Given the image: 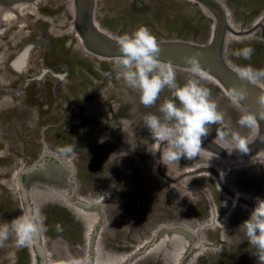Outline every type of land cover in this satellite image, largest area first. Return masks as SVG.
Listing matches in <instances>:
<instances>
[{
	"label": "rangeland",
	"instance_id": "374dc122",
	"mask_svg": "<svg viewBox=\"0 0 264 264\" xmlns=\"http://www.w3.org/2000/svg\"><path fill=\"white\" fill-rule=\"evenodd\" d=\"M222 1L231 8V13L236 20L245 21L242 15L244 13L241 12L244 0ZM255 1L260 2V12H264V0ZM163 7L152 8L151 11L159 10L162 14L151 15L148 21L128 15L113 17L103 10L96 16V20L119 37L143 25L147 26L157 39L173 37L197 43L205 39L208 31L204 20L198 17L199 15L187 19L173 9L171 10L173 15H165ZM27 29L31 30L30 35H33L32 29L25 27V30ZM260 33H264V22H260ZM260 39L258 43H244L240 44L241 46L239 44L229 45L228 58L239 66L250 64L257 69L264 68L263 35H260ZM3 45L6 51H10L17 44H11V39H8ZM246 46L255 49L250 60H243L233 55L235 50ZM19 47L22 48L21 45ZM96 47L99 46L96 45ZM40 57L43 63L47 64L46 51L40 53ZM13 58L14 55L10 54L8 58L0 62V84L3 81L9 82L6 86L2 84V90L0 85V95L2 93L12 94L11 97L16 103V106L9 109L11 113L3 114L4 111H0V166L5 163L8 165L6 158L11 154L24 165V172L36 173L33 178L21 175L19 181L28 195L33 189L41 191L39 192L41 197L39 196L40 199L36 201L35 207L39 205L47 217L46 231L41 234L45 239L47 249L56 253L55 241H58L67 247V253L70 255L74 256L73 253L76 254L77 249L85 250L83 225L73 217L64 203L61 202L64 204L62 205L50 198L51 194L56 195V193L62 194L65 198L72 186V193L75 192L81 198L97 201L104 196L105 212L103 214L106 216L103 226L98 224L100 232L98 237L100 247L113 255L127 254L135 244L136 237L147 239L148 231L160 228L166 225L165 223L172 226L180 221L186 231L193 233L196 238L193 241L185 238L189 245L175 247V253L181 251L180 256L177 257L179 258L178 264H259L248 241L241 240L244 236L239 233V226L249 217V211L254 208L257 198L264 199V171L261 172L260 164L247 168L244 165L251 160L229 162L228 164L242 166L244 170L232 169L228 173V183L220 185L216 184L214 178L222 177L221 172L216 175H204L199 172L185 173L182 171L184 168H194V164L202 166L201 164L204 163H197L201 162L198 159V157L202 158L200 156L191 160L182 158L176 165V172H168L160 160V153L157 152L154 155L151 152L153 138L142 124V116L149 112H156L158 104L164 98V93L161 94V101L157 102V106L145 108L140 103L138 95L127 90L123 80L118 77V73L113 69L111 56L97 57L92 54L78 59L75 53H72L68 59V66L62 73V78L69 87L72 105L69 110V119L62 121L58 119V115H53L52 107L45 98L43 100L41 96L37 97L38 90L42 92L45 86L42 85L39 89L36 87L38 80L31 76L33 69L28 71L30 76H19L20 74L9 64ZM181 76H183L182 79ZM177 78L178 82L183 83L187 78V72L181 74L177 71ZM260 82L264 84V81ZM205 86L211 90V94L218 93V90L209 85L205 84ZM100 107L105 111L100 121L97 122L91 117L93 114L90 111H99ZM218 107L221 109L222 103L218 104ZM116 111L119 113L115 114ZM13 115L18 118L23 117L26 121L27 127H23L20 138L16 132L12 135L10 131H6V121ZM238 117L239 115L235 116V114H225L226 122L230 121L234 129L247 135L248 130L240 129L237 125ZM120 120L126 121L127 127L115 133L118 137L117 142L111 139L110 133H103L105 138L97 139L95 126L99 122L115 126ZM218 127L219 125L211 126L210 137L215 138ZM7 141L8 146L5 145ZM156 147L155 145L154 150ZM68 148L72 151L67 152ZM161 151L164 149L161 148ZM256 158L264 159V153ZM35 161L37 162L33 164ZM69 176L73 184L69 183ZM162 176L178 177L187 182V190L183 194L169 182L161 181L164 183V192L172 194L177 190L176 208L173 207L171 211H168L163 207H157L153 212L146 211L145 209L150 206L144 201V192L141 189L149 180L156 179L160 182ZM3 189L2 191L0 188V217H4L5 212L3 211L11 209L12 206L19 216L21 214L20 193ZM236 191L246 196L249 195L251 199H243L239 196L237 198ZM13 195L17 200H11ZM56 197L61 198L60 195ZM138 199L145 204L144 209L140 211L143 214L142 217L134 216L135 202ZM210 200L216 207L217 215H225V220L221 226L217 225L214 229L212 227L203 231L200 227L201 217L207 215L206 208ZM186 210L189 212L184 213ZM241 214L245 220L240 218ZM193 215L196 221L192 225H198L197 227L188 226ZM177 216L182 217L176 219ZM216 222L219 223V220ZM57 225H60V229ZM173 245L175 244H168L163 254L160 252V255L156 254L155 257L138 261L136 264H169L168 257L172 253ZM35 248L37 250V246ZM168 248L171 253L168 252ZM7 251H12V253L4 258L5 261L0 258V264H34L28 248L17 249L14 246ZM5 252H3L4 255ZM36 258L40 264L41 256L37 254Z\"/></svg>",
	"mask_w": 264,
	"mask_h": 264
},
{
	"label": "bare ground",
	"instance_id": "6f19581e",
	"mask_svg": "<svg viewBox=\"0 0 264 264\" xmlns=\"http://www.w3.org/2000/svg\"><path fill=\"white\" fill-rule=\"evenodd\" d=\"M243 3L241 12L244 13L242 15L245 17V21L236 20L231 13V8L225 5L222 0H0V36L2 39L0 41V46L2 45V49H0V62L8 58L10 54H13L14 58L9 64L13 70L15 69L18 74H20L19 76H26L29 73L28 71L33 69L31 76L38 80V85L36 87L39 89L40 86H45L42 92L38 90L37 97L39 98V96H41L43 100L45 98V100L50 103L53 115H58L59 120L67 121L69 119L68 115L72 104L69 87L62 78V73L68 66V59L72 53H75L78 59H81L85 55L95 54L96 56L97 52H102L101 44H103L104 39L116 42L119 39V36L110 32L96 20V16L102 13H100V11L103 10L108 12V14L113 17L128 15L133 18L148 21V18H151L153 15L162 14V11L159 10L151 11L152 8L155 9L158 7V9H160V7L162 8L164 6L163 14L165 15H173L172 9L176 10L178 14H181L187 19L199 15L198 17L204 20V25L208 32L205 39L198 43L173 37L157 39L161 46L159 54L160 59L167 63H171L176 71L182 74L186 72V57L192 55L197 56L202 67L209 75V79L204 83L218 90V93L212 94V98L217 104L220 105V103H222L223 107L220 110L226 115L230 113L236 116L240 115L241 111L249 110L246 106L241 104V102L238 106L233 104L229 97V89L223 84L216 72L217 64L220 65L221 62L225 64L223 61L227 60L233 65H237L228 58L229 45L258 43V41L261 40L260 35L264 37V33H260V22H264V12H260V2H256L255 0H244ZM213 22L214 27H212ZM25 27H30L33 31V35H30L31 30H25ZM212 28V39L208 41L211 36ZM223 29L225 30L224 32ZM83 32L85 33L84 35L82 34ZM8 39H11V44H17L14 48L11 47L12 49L10 51H6L3 45ZM20 45L22 48L19 47ZM96 45L99 47H96ZM184 45L187 47H184ZM45 51L48 58L47 64L43 63V59L40 57V53ZM111 58L114 59L115 57ZM237 66L239 67V65ZM182 77L183 76H181V79ZM8 83V81L1 82V90L3 89L2 84L6 86ZM261 84L263 83L261 82ZM11 95L12 94L9 93H2V95H0V111H4L3 114L11 113L9 109L16 106ZM169 95L168 91L165 90L164 97ZM242 100L246 103V100L243 98ZM249 100V106L255 111L257 109V99ZM104 111L105 110L101 107L99 111H90V113L93 114L91 117L98 122ZM117 113L119 112L116 111L115 114ZM131 118L134 120L133 117ZM55 121L57 122V120ZM6 123V131H10L12 135L16 132L19 138L22 137L23 127H27L24 118H18L15 115L7 119ZM58 125L57 122L56 126ZM126 127L127 122L123 120L117 121L115 126L104 125L99 122L98 125L95 126L97 139H104L105 137L102 134L110 133L111 139L117 142L118 137L115 133H118V130H124ZM258 135L264 136V122L261 123V131L259 126ZM247 136H252L249 130ZM5 145L8 146V141ZM155 145L153 141L150 147L151 152L154 150ZM202 147L204 149L199 155L202 158L198 157L201 162L197 163L204 164H201L202 166L194 164V168H184L182 169L183 172H199V174L204 173V175H216L221 172L222 177L214 178L216 184L220 185L225 182L228 183V173L232 169L244 170L242 166L232 163L228 164L229 162L251 160L244 166L251 168L253 165L260 164L261 172L264 171V159L256 158L260 156L261 153H264V142L259 139L254 140L249 146L248 153H241L237 150H233L230 154L223 148H220L214 141V137H210V135L203 139ZM6 162L8 165L5 163V165L0 166V188L2 191L4 190L3 188H5L13 190L15 193H20V209L31 210L35 208L36 201H39L41 197L39 194L41 191L33 189L28 195L25 188L21 185L19 178L21 175L32 176L33 178V175L36 173L31 174L26 173V171L24 172V165L18 162L17 158L15 159L11 154L7 156ZM164 167L168 169V172H176L177 170L176 165H165ZM227 169L228 172H226ZM162 177L163 178H160V182L156 179L149 180L141 189L144 192V201L150 206L145 209L146 211L153 212L157 207H163L168 211H171L173 207L176 208L177 190L176 193L172 194L164 192V183L161 181L169 182L174 185L176 189L182 191L183 194L187 190L188 183L178 177ZM71 180L69 176V183L73 184L74 182ZM229 185L230 183L228 186ZM72 188L71 186L69 194L65 198L62 194L57 193L56 195L51 194L50 198L57 202L64 203L65 205L61 204L68 208L73 214V217L83 225L84 241L86 243L83 245L85 250H82V252L80 249H77L76 254L73 253V256L67 253L66 246L55 241V249L57 252L54 253L52 250L46 248L45 239L42 238L40 234L36 237L32 246L27 247L30 257L34 260V264H38L36 258L37 254L41 256L40 264H61L62 261L72 257H78L79 254H81L80 256L87 254L91 258L92 264H136L138 261L155 257L156 254L160 255V252L163 254L164 249L171 243L175 245H173L172 253L169 250L170 247L168 248V252L171 253L168 257L169 264H178L179 258L177 259V257L180 256L181 251L175 253V247L185 244L189 245L185 238L189 241H193V239L196 238L193 233L186 231L180 221H177V223H174L175 225L172 226L165 223L166 225H162L160 228H156L150 232L148 231L147 239H143V237L137 239L136 237L135 244L132 245V248L127 254L119 256L113 255L100 247L101 244L98 237L100 235L98 224L103 226V220H105L106 216L103 214V212H105V205L103 204L105 199L104 196L97 201L88 200L79 197L75 192L72 193ZM236 192L238 193V195H235L237 198L251 199L249 195L246 196V194L243 195L239 191ZM60 193L62 192L60 191ZM57 195H60L61 198L56 197ZM5 198L7 199V195H5ZM11 200H17L16 196L13 195ZM209 202L210 204L206 208L207 215L201 217L202 225H200V227L203 228V231L212 227L214 229L217 225L221 226L225 220V215H217L215 205L211 200ZM12 207L7 211H3L5 212V216L0 217V223L11 221L18 216V212H16L14 206ZM144 207L145 204H142V200L138 199L135 202L136 211L134 212V216L142 217L143 214L140 211L143 210ZM221 207L224 208V206ZM186 212L188 213L189 211H184V213ZM181 217L182 216H177L176 219ZM240 218L245 220L242 214ZM216 220H219V223L216 222ZM190 221L191 223H188V226H198L192 225L196 221L194 220V215L191 217ZM203 234L205 236V232H203ZM36 246L37 250L35 248ZM12 247H14V243L10 239L5 247L0 248V258L4 259L9 257L12 251L9 252L7 250ZM190 249H192V246H190ZM3 252H5V255Z\"/></svg>",
	"mask_w": 264,
	"mask_h": 264
},
{
	"label": "clouds",
	"instance_id": "9594fccd",
	"mask_svg": "<svg viewBox=\"0 0 264 264\" xmlns=\"http://www.w3.org/2000/svg\"><path fill=\"white\" fill-rule=\"evenodd\" d=\"M117 44L120 55L113 59V69L126 89L138 95L145 108L157 106L165 90L170 94L158 104L156 112L142 116V124L157 146L152 153L159 152L163 164L178 165L182 158L191 160L199 156L204 149L202 141L210 134L212 125H219L214 141L230 154L233 150L248 153L249 146L256 139L264 142V136L258 135L260 122H264V96L257 97L255 111H241L236 123L240 129L252 133V136L243 135L231 126L230 121L226 122L225 113L205 86L209 75L197 56L186 57L187 78L180 83L175 67L160 59L161 46L147 26L123 33ZM254 52L253 47L246 46L235 50L233 55L250 60ZM237 76L239 80L255 85L264 81V68L241 65L237 68ZM244 96L242 88H233L229 92L231 101L237 106ZM20 210L19 216L0 223V248L5 247L10 239L17 249L31 247L36 237L46 231L47 217L39 205L31 210ZM57 228L60 229V225ZM239 233L244 236L241 240L248 241L259 264H264V199L257 198L249 217L239 226ZM61 264H92V260L85 254Z\"/></svg>",
	"mask_w": 264,
	"mask_h": 264
},
{
	"label": "water",
	"instance_id": "95a60500",
	"mask_svg": "<svg viewBox=\"0 0 264 264\" xmlns=\"http://www.w3.org/2000/svg\"><path fill=\"white\" fill-rule=\"evenodd\" d=\"M212 27H214V22L212 23ZM213 35V28L211 31V36L208 41H211ZM87 42V41H86ZM98 43V42H97ZM101 43V42H100ZM102 45V52L98 53L97 55L99 57H115L120 55L119 47L116 41H112L109 39H104ZM184 47H187L184 45ZM225 64H217V74L219 75V78L222 80L223 84L231 91L233 88H242L245 91V96L243 97L244 100H246V103L244 101H241V104L246 106V108L249 111H254L251 106H249V99H257L258 96H264V84H261V82H258L255 85L249 84L247 82L239 80L237 76V65H233L231 62L225 60L223 63ZM178 64V63H177ZM262 122H260L261 124Z\"/></svg>",
	"mask_w": 264,
	"mask_h": 264
}]
</instances>
